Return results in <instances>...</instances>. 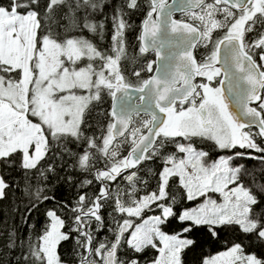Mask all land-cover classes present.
Returning a JSON list of instances; mask_svg holds the SVG:
<instances>
[{"label": "snow or ice", "instance_id": "1", "mask_svg": "<svg viewBox=\"0 0 264 264\" xmlns=\"http://www.w3.org/2000/svg\"><path fill=\"white\" fill-rule=\"evenodd\" d=\"M142 9L130 56L127 17ZM99 10V0H0V199L11 190L2 171L15 169L25 191L37 183L26 215L54 204L35 239L13 232L7 247L26 250L24 264H71L65 242L75 264H142L147 249L151 264H186L235 234L193 264H264V169L258 179L238 162L264 164V0H123L106 50L85 35L102 36ZM93 113L99 135L87 134ZM54 148L92 177L72 202L41 186ZM153 159L163 166L141 194L138 172Z\"/></svg>", "mask_w": 264, "mask_h": 264}, {"label": "trees", "instance_id": "2", "mask_svg": "<svg viewBox=\"0 0 264 264\" xmlns=\"http://www.w3.org/2000/svg\"><path fill=\"white\" fill-rule=\"evenodd\" d=\"M122 0H99L102 5V10L95 12L94 18L96 21H103L105 27L103 29V34L94 35L91 33H85L87 37L92 40L99 48L108 49L111 45V35H112V23L111 16L114 14L115 8L119 7ZM136 13V12H135ZM138 13V12H137ZM142 14V13H141ZM139 16L134 15L133 26L137 27L143 19L144 13ZM137 16V17H136ZM180 18V14H177ZM136 28L133 30L132 37L130 40L126 39L128 45L129 55H133L136 51V46L138 45ZM139 59V58H138ZM131 67V64L129 65ZM110 101H106L103 105L104 108L108 107ZM88 123L92 124V128H89L87 134H92L94 131L99 135L97 129V118L95 113L86 117ZM69 149L73 152L78 151L75 145L69 144ZM252 151V150H249ZM55 153L54 158L51 160L52 165L55 168V173L49 174L48 181H45L42 187H44L45 192L50 196H55L57 201L61 202H72L76 198V193L79 190L76 185L80 180L91 179L92 177L88 174H82L78 171L68 167L72 163L73 158L68 156L66 153L61 157V153L55 148L53 149ZM225 152H212V157H217L218 155H227ZM252 155L259 156L261 154L252 151ZM243 163L245 167L259 179L261 175V169H264V164L259 160L243 159L238 161ZM43 163V162H42ZM103 160L97 163V167H103ZM163 166L162 159H153L152 161H145L141 166L138 177L147 181L146 185L138 184L137 187L141 190V194L147 190H154L156 186V179L158 172ZM2 174L5 175L9 184L11 185V190L7 191L6 196L0 199V264H24L22 259H17L26 254V250H22L20 247L8 248L9 234L15 232L16 238L19 240H27L29 235L35 239L40 232H42L45 225L48 223V218L45 212L48 208L54 206L52 201H45L39 204L37 209H34L30 215H26L25 209L29 205L30 201L33 199L31 192L35 191L37 183L33 180V187L31 192L25 191V182L22 178V174L19 170L15 169H4ZM66 175H72L73 180L71 183H66L63 177ZM57 177H60L58 179ZM171 183V182H170ZM119 185L121 188H127V181L120 180ZM98 187V184H93L89 186V190ZM115 187V186H114ZM191 203V202H185ZM110 208H105L104 214L107 218ZM105 237H111L106 229L97 233L98 239H104ZM235 234H227L222 236L221 240L218 242H206L201 248H198L192 253H189L186 257V264H193V262H198L202 256L214 255L218 252L224 251L228 246V242L237 239ZM60 253L62 259L70 261L71 264H75V259L72 252V245L68 242L62 244L60 248ZM143 257L142 264H151V261L156 257L157 252L154 249H147L145 253L139 254Z\"/></svg>", "mask_w": 264, "mask_h": 264}, {"label": "rangeland", "instance_id": "3", "mask_svg": "<svg viewBox=\"0 0 264 264\" xmlns=\"http://www.w3.org/2000/svg\"><path fill=\"white\" fill-rule=\"evenodd\" d=\"M122 3H123V0L120 2V4H119V6H121L122 5ZM143 14L144 13V11H143V9L142 10H140V11H138V13L136 12H134V13H131V14H129V16L127 17V19H128V22L132 25V27L130 28V29H128V30H126L125 31V38L126 39H128V40H130L131 39V37H132V33H133V30L136 28V32H137V34H138V26L139 25H137V27H135V26H133V21L132 20H134V15H137L138 16V14H139V16H140V14ZM141 14V15H142ZM136 16V17H137ZM138 16V17H139ZM257 142L258 143H260V140H259V138L257 139ZM213 159H215V158H217V157H212ZM222 252V251H221ZM215 255V254H214Z\"/></svg>", "mask_w": 264, "mask_h": 264}, {"label": "water", "instance_id": "4", "mask_svg": "<svg viewBox=\"0 0 264 264\" xmlns=\"http://www.w3.org/2000/svg\"><path fill=\"white\" fill-rule=\"evenodd\" d=\"M169 2H171V0H169ZM179 14V13H178ZM176 18H178V17H176Z\"/></svg>", "mask_w": 264, "mask_h": 264}]
</instances>
